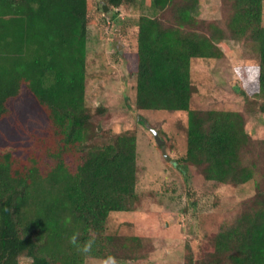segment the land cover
I'll return each mask as SVG.
<instances>
[{"label":"trees","instance_id":"obj_1","mask_svg":"<svg viewBox=\"0 0 264 264\" xmlns=\"http://www.w3.org/2000/svg\"><path fill=\"white\" fill-rule=\"evenodd\" d=\"M232 36L255 45L259 67L243 92L264 99V0H228ZM105 16L137 0H102ZM199 0H152L173 22L138 20L133 62L136 107L188 113L184 165L208 181L241 185L258 166L244 164L252 138L240 112L191 109L193 59L224 55L199 30ZM103 14L91 0H0V264H84L110 258L127 240L106 234L113 212H129L136 193V137L103 145L85 104L89 25ZM99 110V109H98ZM216 235L201 264H264V188ZM121 241V242H120ZM131 241V240H129ZM192 253V252H191ZM189 264H195L192 253Z\"/></svg>","mask_w":264,"mask_h":264},{"label":"rangeland","instance_id":"obj_2","mask_svg":"<svg viewBox=\"0 0 264 264\" xmlns=\"http://www.w3.org/2000/svg\"><path fill=\"white\" fill-rule=\"evenodd\" d=\"M104 8L102 0H91ZM108 11V10H107ZM112 19L103 14L89 25L85 104L98 130L96 144L121 134L136 137L138 202L129 212H113L106 234L127 240L125 248H110L114 257L87 255L84 264H195L206 261L216 235L231 225L254 201L257 183L264 188V99L245 96L259 67L255 45L234 38L228 22L233 12L228 0H199V30L212 34L224 55L219 59H193L191 80L196 88L191 109L240 112L252 141L244 164L258 166L256 177L241 184L208 181L198 167L182 161L187 153L188 113L152 111L136 107L133 62L138 43V20L147 15L173 22V11H156L152 0H137L117 10ZM264 25V4L263 18ZM99 109V110H98ZM164 141L157 144L150 129ZM121 242V241H120ZM191 253V254H192ZM30 258L23 257V264Z\"/></svg>","mask_w":264,"mask_h":264},{"label":"water","instance_id":"obj_3","mask_svg":"<svg viewBox=\"0 0 264 264\" xmlns=\"http://www.w3.org/2000/svg\"><path fill=\"white\" fill-rule=\"evenodd\" d=\"M103 9H104L105 12H107L108 6L107 5H104V8ZM150 129L152 130V132H153V134H154V136L156 138L157 144L162 146V152H163V154L165 155V157H167V159H170L167 156L166 147L164 146V141L159 137V134H158V132L155 129H152L151 127H150Z\"/></svg>","mask_w":264,"mask_h":264}]
</instances>
